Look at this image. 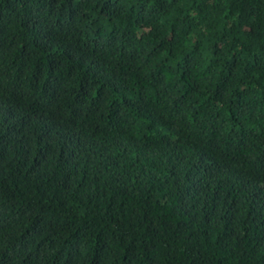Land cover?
I'll return each mask as SVG.
<instances>
[{
    "label": "trees",
    "instance_id": "obj_1",
    "mask_svg": "<svg viewBox=\"0 0 264 264\" xmlns=\"http://www.w3.org/2000/svg\"><path fill=\"white\" fill-rule=\"evenodd\" d=\"M0 264H264V0H0Z\"/></svg>",
    "mask_w": 264,
    "mask_h": 264
}]
</instances>
